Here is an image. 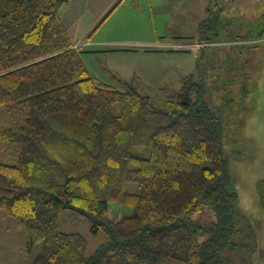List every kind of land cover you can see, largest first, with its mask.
<instances>
[{
	"label": "trees",
	"instance_id": "trees-1",
	"mask_svg": "<svg viewBox=\"0 0 264 264\" xmlns=\"http://www.w3.org/2000/svg\"><path fill=\"white\" fill-rule=\"evenodd\" d=\"M68 1L0 0V158L14 161H0V211L24 229L26 264H227L242 221L202 80L181 79L183 99L162 109L131 83H97L60 19ZM220 11L208 9L200 43L263 38L245 25L226 33ZM110 204L133 212L112 216ZM70 212L108 237L93 255L60 231Z\"/></svg>",
	"mask_w": 264,
	"mask_h": 264
},
{
	"label": "rangeland",
	"instance_id": "rangeland-1",
	"mask_svg": "<svg viewBox=\"0 0 264 264\" xmlns=\"http://www.w3.org/2000/svg\"><path fill=\"white\" fill-rule=\"evenodd\" d=\"M201 2L116 0L104 11L106 0H69L59 16L73 42L92 43L80 56L97 83L115 89L122 87L118 80L131 83L162 109L167 101L183 99L181 79L193 75L195 81L202 80L204 100L224 124L230 189L236 193L234 208L242 221L237 238L243 247L225 251L223 259L227 264H264V40L252 48L240 42L196 44ZM217 7L226 33H241L240 25L258 27L257 33L264 29V0H218ZM261 34L264 38V30ZM10 114L22 123L20 111ZM0 161L14 163L2 157ZM109 212L130 216L133 208L110 204ZM91 226L85 215L70 212L59 217L61 232L84 237L87 256L108 241L102 231L92 233ZM41 245H36L34 256Z\"/></svg>",
	"mask_w": 264,
	"mask_h": 264
},
{
	"label": "crops",
	"instance_id": "crops-1",
	"mask_svg": "<svg viewBox=\"0 0 264 264\" xmlns=\"http://www.w3.org/2000/svg\"><path fill=\"white\" fill-rule=\"evenodd\" d=\"M115 2L116 0H106V4L103 7L104 11L111 8L112 4ZM68 4L69 1L67 5ZM203 4L201 2L199 5V10L201 12L200 14H202V17L198 21L197 30L194 35V37H196L197 39L198 25L206 19L208 9L218 6V0H204ZM203 8H205V17H203ZM219 8L220 7H217L215 10ZM187 38L189 37H184L183 39ZM263 40L264 38H261L260 40L254 42L250 41L248 43H243V45L252 48L257 46L259 42ZM72 43L74 48H78L80 50L92 45V43L86 41L83 43L72 41ZM196 44H202V46L204 45V43H200L199 41H197ZM254 44L255 46H253ZM246 62L248 65L249 61L246 60ZM29 257L30 256L26 253V235L24 229L14 219L8 217L0 211V264H25L28 261Z\"/></svg>",
	"mask_w": 264,
	"mask_h": 264
},
{
	"label": "built area",
	"instance_id": "built-area-1",
	"mask_svg": "<svg viewBox=\"0 0 264 264\" xmlns=\"http://www.w3.org/2000/svg\"><path fill=\"white\" fill-rule=\"evenodd\" d=\"M199 45H201V46H202V44H199Z\"/></svg>",
	"mask_w": 264,
	"mask_h": 264
}]
</instances>
